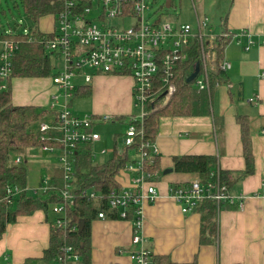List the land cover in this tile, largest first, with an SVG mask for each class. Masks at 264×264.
<instances>
[{"label": "crops", "instance_id": "crops-1", "mask_svg": "<svg viewBox=\"0 0 264 264\" xmlns=\"http://www.w3.org/2000/svg\"><path fill=\"white\" fill-rule=\"evenodd\" d=\"M190 3L196 28L197 19L204 17L206 0H190ZM217 3L220 4L216 10L217 34L227 31L237 35L223 47L222 59L229 67L224 81L213 89L209 115L159 119L154 140L159 163L155 180L157 196L153 202L141 204L140 234L145 239L144 247L152 255H168L176 263L196 259L197 264H264V46L258 45L264 34V0H213L212 4L215 7ZM46 28L44 25L39 31L46 34L49 32ZM249 41L255 44L245 50ZM35 81L13 78L11 103L33 106L38 111L49 109L55 93L44 80L42 92L31 94V85L39 84ZM131 84V79L96 74L79 90L89 89L91 97H86L92 100L91 116L100 118L105 113L110 114L105 116L120 117L130 113ZM236 115L247 116L249 120L254 158L250 175L243 174L245 162ZM28 151L19 153L31 160ZM182 155L215 157V168L228 176L231 196L242 197L240 208H231L233 205L226 203L219 212L214 245H199V214H182L169 196L171 186L184 185L196 178L194 174L173 170L164 173L172 169V158ZM16 159L22 163L20 156H14L13 161ZM28 177L27 173V182ZM121 179L123 182L125 177ZM49 231L50 226L41 211L17 217L0 236V264H4L3 261L26 264L27 260H31V264H54L41 259L48 247ZM90 231L91 264H131L129 255L138 246L131 244L129 221L97 218L91 222Z\"/></svg>", "mask_w": 264, "mask_h": 264}, {"label": "built area", "instance_id": "built-area-1", "mask_svg": "<svg viewBox=\"0 0 264 264\" xmlns=\"http://www.w3.org/2000/svg\"><path fill=\"white\" fill-rule=\"evenodd\" d=\"M148 0H62L61 11L54 16L53 28L38 41L43 43L47 52L59 63V70L51 77L58 94H54L49 110L54 111L51 124L42 123L38 126L40 140L48 139L44 133L48 130H59L61 139L50 138L63 145L60 152L61 168L65 187L69 188L72 175V163L67 159L66 149L73 150L79 144L100 141L98 133L94 132L97 119L111 120V116L100 118L73 115L68 110L69 103L75 96L77 88L87 86L96 74L129 77L132 81L131 97L134 114L127 116V128L122 134V146H130L136 139L140 140L137 149V159L124 166L120 173L125 177L126 184L119 181L120 188L112 191L104 198L90 191L89 198L104 201L108 211L116 214V219L131 223V244L138 246L129 255L131 264H152V253L144 247L145 239L140 234L143 220L141 204L143 201L153 202L157 196L154 186L156 171L151 170L154 158L158 155L154 141H144L143 119L147 114L149 104L158 101L165 105L175 92L174 69L178 62L186 60L190 47L194 44L199 51V69L196 77L190 82L196 93L209 92V66L217 60L215 43L217 40H234L237 35L227 31L213 34L206 32L207 18H198L196 28L190 24L149 23L144 16L148 9ZM96 12L90 18V12ZM117 20L116 25L109 21ZM131 19L133 24L124 28V20ZM4 35H16L12 30H6ZM28 35V31H22ZM1 34V33H0ZM29 39V37H28ZM249 41L245 50L254 46ZM264 46V34L258 43ZM16 42L12 38L0 35V89L6 87V81L12 73L11 57L15 51ZM222 71L229 64L220 59L218 63ZM158 99V100H157ZM58 106V109H54ZM134 122H138L135 125ZM42 151H53L47 146ZM104 150H101L103 154ZM19 163V159L15 160ZM220 170L216 167L202 181L198 176L184 185L171 186L170 198L177 204L182 214L194 212L198 203L204 199L214 200L217 205L228 202L237 203L241 207V196L233 197L228 186L221 180ZM64 187V188H65ZM54 189V188H53ZM18 194L17 189L7 190L0 201ZM61 195L72 205V196L63 189ZM236 200V202H235ZM51 211L57 216L55 226H66L65 205L54 204ZM97 218H107L104 211H99ZM79 256L71 246L60 248L59 256L54 264L77 263Z\"/></svg>", "mask_w": 264, "mask_h": 264}, {"label": "trees", "instance_id": "trees-1", "mask_svg": "<svg viewBox=\"0 0 264 264\" xmlns=\"http://www.w3.org/2000/svg\"><path fill=\"white\" fill-rule=\"evenodd\" d=\"M15 4L22 13L31 21L33 29L28 35L17 33L14 36L0 34L3 37L12 38L16 42L15 51L11 57L12 73L6 81V87L0 89V199L7 190H18V194L0 201V236L7 226L14 224L17 217L29 216L35 211H41L47 220L48 212L54 204H64L66 213V226H55L57 216L50 223L48 247L43 251L42 261L52 263L60 254V248L71 246L78 254L79 260L75 264H91V222L97 219L99 211H104L107 218L116 219L114 212L108 211L104 201L98 202L88 197L90 191L100 194L105 198L112 191L120 188L117 180L120 171L137 153L140 140L136 139L130 146L118 144L122 134H116L113 138V147L110 158L102 164H94L92 159V147L90 143L79 144L73 150L66 149V156L72 163V175L69 188L63 181L61 174H52L45 186L41 184L37 190L39 195L31 194L27 188V170L21 164H15L14 153H19L28 148L50 147L62 151L63 145L51 139L40 140L39 133L30 129L32 122L43 116V112H36L33 106H17L11 103L10 81L13 78H43L55 75V68L51 64V52H47L43 43L38 41L43 34L37 29L39 20L46 16H56L62 9V0H15ZM29 37V39H28ZM228 40H217L215 43L216 62L209 66V92L196 93L191 83L186 78L193 70L195 63L199 62V51L194 44L188 51L186 60L177 63L174 69L173 83L175 92L168 102L161 106L158 101L146 107L147 114L143 119L144 141L155 140L159 119L162 117L182 116H207L210 114L213 89L224 80V71L218 63L222 58L223 47ZM0 78V83H1ZM80 88V87H79ZM77 88L74 97H86L89 89L82 91ZM158 100V99H157ZM127 121V116L116 118ZM236 123L240 128V141L245 162L244 175H250L254 168V158L251 149L249 120L247 116L236 115ZM138 122H134L135 125ZM127 124V123H126ZM18 155V154H16ZM216 158L208 155H182L172 158V170L174 173L194 174L202 181L207 180L209 173L216 166ZM158 155L150 167L152 171L158 170ZM221 180L230 187L228 176L220 172ZM43 180H41L42 183ZM65 187V188H64ZM54 188V189H53ZM65 189L72 196V205L61 195ZM33 191L34 193L37 192ZM228 203L217 205L214 200H201L194 212L199 214V245H214L217 239V221L219 212ZM231 208H238L234 203ZM229 206V205H228ZM53 214V212H51ZM83 220V227L78 231L79 221ZM152 264H197L196 259L190 263L173 262L168 255H152Z\"/></svg>", "mask_w": 264, "mask_h": 264}, {"label": "rangeland", "instance_id": "rangeland-1", "mask_svg": "<svg viewBox=\"0 0 264 264\" xmlns=\"http://www.w3.org/2000/svg\"><path fill=\"white\" fill-rule=\"evenodd\" d=\"M213 0H206V11L204 13V17L207 18L208 26L206 28V32L217 34L218 33V21L219 16L217 17V11L220 4L214 5ZM165 0H148V9L144 12L145 19L149 23H170V24H183V23H189L192 27V30L195 28V22L193 20L192 15V7L190 0H172L171 6L169 8L165 7ZM96 15V12H90L89 17L94 18ZM117 20L111 19L109 21L110 24L116 25ZM55 24V20L52 16H46L39 20L37 24V29H42L44 25H47V31H50ZM133 24L131 19H125L124 20V28H129ZM33 29V24L31 21L22 13L19 7L16 6L15 0H0V33H2L3 30H12L14 33H21L24 30L30 32ZM51 64L55 68V73L57 70H59V63H57L54 58H51ZM121 78H127L129 77H121ZM38 80V81H35ZM44 80H47L48 83L51 85V90L53 89L54 93L59 96V102L61 103V100H63V97L58 94V91L55 87V85L52 83L51 77H43L41 79H35L31 78V82L35 81L39 84L36 86L31 85V94H35L37 92H42L41 86H43ZM132 82V81H131ZM132 89V84L130 91ZM129 91V92H130ZM22 92V91H21ZM89 97V96H88ZM88 97H74L71 102L69 103L68 110L71 111L73 115L77 116H89L90 114V102L92 101ZM52 98V97H51ZM44 109H47L44 108ZM44 109L36 110V112H43V116L38 119L35 122H32L30 125V129L33 130L35 133H38V126L42 123H48L51 124L54 118V112L49 111L47 109L44 111ZM54 109H58V106ZM130 113L134 114V109L131 106ZM128 114V116L130 115ZM110 115V114H105ZM122 116V115H121ZM120 116V117H121ZM125 116V115H123ZM127 116V115H126ZM125 116V117H126ZM113 118L108 121H101L100 119H97L96 125H94V132L98 133L101 140L97 143H95L92 146V159L94 164H102L105 161H107L112 152V145H113V138L116 134H124L127 124L123 120L120 121L116 118L117 116H112ZM44 137L50 139V138H56L61 139L62 133L59 130H48L45 132ZM118 144H122V140L119 137ZM26 150H29L31 152V160L28 159L26 155H21L20 153H14L15 156H20L22 159L21 165L25 166L28 173V182L27 187L28 191L31 194L39 195L40 192L37 190L40 186V184L44 187L48 178L52 174H61L62 171L60 170L61 162L59 160L60 158V151L54 150V151H42L41 148H28ZM101 150H104L103 154H101ZM28 151V152H29ZM18 154V155H16ZM137 155L133 157V160L135 161L137 159ZM15 164L16 163L14 161ZM123 175L120 173L117 177V180H122L121 177ZM41 180L42 183H41ZM155 186V183H154ZM34 193L33 191H36ZM52 212V211H51ZM51 212H48L49 218H47L46 224L50 226L51 221L53 220L54 216ZM55 215V214H54ZM10 262V261H8ZM4 262L3 263H8ZM54 263V262H53ZM26 264H31V260H27ZM70 264V263H69ZM75 264V263H72Z\"/></svg>", "mask_w": 264, "mask_h": 264}, {"label": "water", "instance_id": "water-1", "mask_svg": "<svg viewBox=\"0 0 264 264\" xmlns=\"http://www.w3.org/2000/svg\"><path fill=\"white\" fill-rule=\"evenodd\" d=\"M171 1L172 0H165V7L166 8H169L170 6H171ZM198 69H199V65H198V63H195V65L193 66V70H192V72L190 73V75L186 78V82L187 83H190L195 77H196V75H197V72H198ZM172 171V169H168V170H166L164 173H169V172H171ZM78 231H81V229H82V227H83V220H80L79 221V224H78Z\"/></svg>", "mask_w": 264, "mask_h": 264}]
</instances>
